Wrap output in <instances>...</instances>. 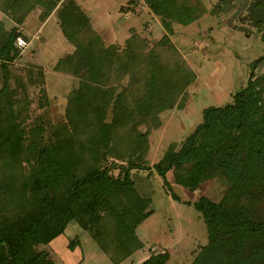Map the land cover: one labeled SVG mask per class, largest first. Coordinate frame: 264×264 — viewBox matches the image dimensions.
<instances>
[{
    "label": "rangeland",
    "instance_id": "obj_1",
    "mask_svg": "<svg viewBox=\"0 0 264 264\" xmlns=\"http://www.w3.org/2000/svg\"><path fill=\"white\" fill-rule=\"evenodd\" d=\"M174 1L186 10L189 23L172 21L169 32L146 0H60L51 9L48 0H0V43L13 28L25 41L22 47L14 43L18 54L5 83L10 104L2 109L6 117L11 111L16 115L23 149L18 154L0 151V217L22 209L30 198V173L38 166L51 173L55 165L76 157L78 175L104 166L115 175L129 160L152 165L181 146L202 122L205 108L231 103L233 94L245 87L253 62L264 56L262 30L249 35L229 30L212 8L217 0ZM65 5L71 18L66 25L59 14ZM84 46L93 56L108 54L100 71L91 74L72 59ZM254 72L264 75V61ZM82 83L100 96L85 98L76 117V91ZM3 85L0 74V89ZM104 124H109L107 142ZM44 147L49 152L39 163L37 150ZM133 173L141 192L151 198L148 209L153 213L136 227L142 246L129 257L112 261L111 248L101 250L93 229H82L75 220L36 250L45 251L54 264H138L157 252L169 254L165 264H192L208 242L206 225L198 211L171 193L182 201L204 195L238 206L249 202L246 196L253 189L246 180L237 186L218 174L190 191L177 183L172 170L168 189L152 169ZM103 213L109 232L114 221ZM75 237L79 243L70 250L68 242Z\"/></svg>",
    "mask_w": 264,
    "mask_h": 264
},
{
    "label": "trees",
    "instance_id": "obj_2",
    "mask_svg": "<svg viewBox=\"0 0 264 264\" xmlns=\"http://www.w3.org/2000/svg\"><path fill=\"white\" fill-rule=\"evenodd\" d=\"M24 1L16 0V3ZM48 1L46 7L51 9L60 0ZM146 3L161 16L162 24L169 32L172 31V21L189 23L186 10L178 9L174 0H146ZM73 7L77 10L78 6L74 4ZM68 11L66 5L59 11L64 25L71 22ZM43 16L45 19L47 15L41 13ZM18 36L13 28L0 43V74L4 81L0 89V151L7 150L13 154L23 149V129L16 121V115L13 116L11 111L6 117L2 107L10 104L5 83L9 64L18 54L14 45ZM91 51L89 46H84L72 54V59L77 66L86 67L92 74L100 71L108 54L93 56ZM263 60L264 57H259L253 62L245 87L233 94L231 103L205 108L202 122L181 146L177 150L170 148L152 165L129 160L115 175L107 166L90 168L83 175H78L76 157L55 165L51 173L38 166L30 173L27 182L30 198L24 199L22 209L15 215L0 217V264H54L48 254L36 250V246L56 240L72 220L82 229H93L100 249L108 251L111 248L112 261L119 263L125 260L142 246L135 230L153 213L148 209L151 198L141 192L139 176L133 173L142 169L154 170L168 189L167 173L170 170L175 172L177 183L190 191L218 174L231 179L237 186L246 180V186L253 189L246 196L249 202L238 206L224 200L214 202L204 195L194 202L182 201L173 193L171 197L191 205L206 225L208 242L201 246L192 264H264V75L257 76L254 72ZM95 91L81 84L76 91L80 101L74 116L81 111L85 98L93 94L100 96ZM81 93L83 97L80 99ZM94 111L97 116L100 107ZM108 127L109 124L103 125L105 142L110 137ZM55 149L56 146L52 150L57 152ZM48 152L46 147L39 148L37 161L42 162ZM103 212L114 221V225L110 223L112 229L109 232ZM78 243L75 237L69 240L67 247L74 250ZM168 259V253L157 252L138 264H165Z\"/></svg>",
    "mask_w": 264,
    "mask_h": 264
},
{
    "label": "flooded vegetation",
    "instance_id": "obj_3",
    "mask_svg": "<svg viewBox=\"0 0 264 264\" xmlns=\"http://www.w3.org/2000/svg\"><path fill=\"white\" fill-rule=\"evenodd\" d=\"M212 8L216 16L223 17L229 30L244 27L249 30L242 31L245 35L262 30L264 39V0H217Z\"/></svg>",
    "mask_w": 264,
    "mask_h": 264
},
{
    "label": "built area",
    "instance_id": "obj_4",
    "mask_svg": "<svg viewBox=\"0 0 264 264\" xmlns=\"http://www.w3.org/2000/svg\"><path fill=\"white\" fill-rule=\"evenodd\" d=\"M24 44H25V41L22 38H17L16 39V45L18 47H22V46H24Z\"/></svg>",
    "mask_w": 264,
    "mask_h": 264
},
{
    "label": "water",
    "instance_id": "obj_5",
    "mask_svg": "<svg viewBox=\"0 0 264 264\" xmlns=\"http://www.w3.org/2000/svg\"><path fill=\"white\" fill-rule=\"evenodd\" d=\"M264 19H262L261 21H263ZM240 31H243V32H249V30H247L246 28H244V27H239L238 28Z\"/></svg>",
    "mask_w": 264,
    "mask_h": 264
}]
</instances>
